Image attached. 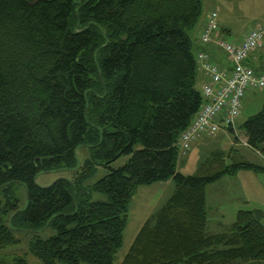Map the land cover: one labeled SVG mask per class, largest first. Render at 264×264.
Returning <instances> with one entry per match:
<instances>
[{
	"label": "trees",
	"instance_id": "16d2710c",
	"mask_svg": "<svg viewBox=\"0 0 264 264\" xmlns=\"http://www.w3.org/2000/svg\"><path fill=\"white\" fill-rule=\"evenodd\" d=\"M201 15L202 0H0V250L19 243L15 229L51 220L56 234L30 244L42 264H114L137 189L172 181L173 195L121 264L264 262L261 211H239L229 230L209 234L206 207L209 185L264 168L236 155L228 165L218 152L195 176L178 171L177 144L203 103L190 37ZM242 130L263 154L264 107ZM123 156L129 162L113 170ZM99 166L109 174L88 186ZM59 170L69 175L51 188L35 184ZM13 185L28 190L24 211Z\"/></svg>",
	"mask_w": 264,
	"mask_h": 264
},
{
	"label": "rangeland",
	"instance_id": "374dc122",
	"mask_svg": "<svg viewBox=\"0 0 264 264\" xmlns=\"http://www.w3.org/2000/svg\"><path fill=\"white\" fill-rule=\"evenodd\" d=\"M218 2L219 0H203V5H209L210 3L212 8L217 7ZM226 5L234 7V14L230 13L231 10L229 8L226 12L228 13V17L232 19L231 23L235 32H239L243 28H246L243 33L256 27L264 28V0H248L240 3L232 2L226 3ZM243 33H241V37ZM232 35L233 37L236 36L235 34ZM233 39L235 38L228 39V41L237 42L239 40ZM255 66L260 67L259 62L255 63ZM243 104L244 107L247 108L245 117L257 113L264 104V89L261 91L249 89L248 96L243 100ZM246 120L247 119H241V121L239 120L236 124V135L240 138V142H238L237 148H235L237 151L236 154L229 157V153L225 151L229 148L231 142H234V137L231 139L226 135L227 137L222 139L219 134L215 137H206L202 140L206 142L204 145L205 147H201L199 150L195 151L194 154H192L193 156L186 155V157L184 155L185 158L180 157L181 160L178 167L180 173L184 176L197 175L199 171H196V168L201 164L204 165L211 158L210 156L213 155L212 152L216 150L225 151L226 155L224 156H226L225 160L228 165L233 163L232 158L236 155V158L240 161L264 168V153L261 154L256 152L244 144L245 134L242 130V124L246 122ZM136 149H140V146ZM221 153L224 152L221 151ZM80 157L82 160L88 159V151L81 152ZM129 159V156H123L113 162L110 167L113 170H117L125 166L129 162ZM109 172V169L99 166L96 175L87 182V185L92 186L96 184L107 176ZM241 173L242 175L238 176V179L231 185L221 186L217 194V197L219 196V200L221 201L219 207L216 202H210V211H208L209 234H220L229 230L232 227L231 225L235 223L239 211L258 210L264 215V173H256L253 171H241ZM68 175L69 173L67 172L42 174L38 177L36 185L40 188H47L59 178L67 177ZM174 191L175 186L173 183L170 185L158 183L150 186H142L137 189L128 208V223L124 231L123 246L116 254L114 264H121L123 262L141 228L150 218L159 212L173 195ZM11 192L19 199V206L23 208L26 202L24 187L13 185ZM92 201L107 202L108 198L105 195L93 194ZM55 234L56 232L52 229H48L45 233L39 235L24 231H15L14 236L19 243L15 246H9L0 250V264H12L17 259H25L27 264H42V262L32 254L30 244L36 240V238L48 239ZM244 264H264V262H248Z\"/></svg>",
	"mask_w": 264,
	"mask_h": 264
},
{
	"label": "built area",
	"instance_id": "2783aa9c",
	"mask_svg": "<svg viewBox=\"0 0 264 264\" xmlns=\"http://www.w3.org/2000/svg\"><path fill=\"white\" fill-rule=\"evenodd\" d=\"M218 30V15L211 13L200 40L204 45L214 44L221 49L229 65L219 67L207 51L196 55L197 70L203 72L209 82L202 88L203 103L198 114L180 136L177 148L181 155L190 151L200 136L214 137L230 128L236 131V120L248 90L264 89V70L258 71L251 64L254 54L264 53V28L250 30L238 45L217 38ZM244 144L247 145L245 140Z\"/></svg>",
	"mask_w": 264,
	"mask_h": 264
},
{
	"label": "crops",
	"instance_id": "0c3cea01",
	"mask_svg": "<svg viewBox=\"0 0 264 264\" xmlns=\"http://www.w3.org/2000/svg\"><path fill=\"white\" fill-rule=\"evenodd\" d=\"M245 1H248V0H242V1H228V0H219V2L217 3V7H212L211 8V4L209 3V5H203V0H202V15L197 23V25L190 31V37L194 43V48H195V57L196 55L201 52V51H207L210 55H211V59L212 61L217 64L219 67L221 68H226L228 67L229 65V61L225 55V53L219 49L218 47H216L214 44H209V45H204L202 44L200 38H201V35L202 33L204 32V29L206 27V24H207V21H208V17L211 13H217L218 15V21H219V30L218 32L216 33V37L219 38V39H231V38H235L233 40H236V39H239L237 42L235 41H232L230 43H233V44H240L243 39L245 38V36L247 35L248 32H245L243 33V31L246 29V28H243L241 29L239 32H235L233 30V27H232V23H231V20L229 17H228V13L226 12L227 10H231L230 13L234 14V7L232 6H228L226 5V3H232V2H245ZM251 1V0H250ZM225 6V7H224ZM206 9H205V8ZM229 8V9H228ZM258 28V27H256ZM255 29V28H253ZM241 33H243L242 37L240 36ZM232 34H235L236 36L233 37ZM240 36V37H239ZM231 37V38H230ZM229 42V41H228ZM259 62V65H263L264 66V53L262 52H257L256 54H254L252 56V59H251V64L253 65V67H256L255 66V63ZM209 82V78L201 71L198 70V73H197V84H196V87L197 89L202 92V88L205 84H207ZM199 86V88H198ZM248 96V92L245 96V98ZM244 98V99H245ZM243 99V100H244ZM264 107V104L262 105L261 109L255 113V114H250V116H246L245 117V112H246V107H244V104L242 102V108H241V113H240V116L238 117V119L236 120V124L237 122L241 119H249L255 115H257L258 113H260L262 111ZM243 110V111H242ZM244 117V118H243ZM246 120V121H247ZM243 121V120H242ZM245 121V120H244ZM245 123V122H244ZM243 123V124H244ZM236 124H235V129H236ZM242 124V126H243ZM241 126V125H240ZM220 135V137L222 139H225V137L229 136L231 139L232 137H234L230 131L227 130H223L221 131L220 133H218ZM227 135V136H226ZM209 136H200L198 137V139L194 142V145L192 146L193 148H191L190 151H188L186 154H184L185 156H189V155H192L194 154L195 151L199 150L201 147H205V141H202L204 138H206ZM215 137V136H214ZM235 138V137H234ZM246 141V139H245ZM232 148H237V144L235 142V139H234V142L232 141L229 148L227 150H225L227 153L230 152V150ZM223 151L225 153L224 150H216L214 152H212V154H215V153H218V152H221ZM211 154V155H212ZM184 155H181V153L179 152V162H178V167H179V163H180V160L181 158L184 157ZM186 156V157H187ZM193 156V155H192ZM191 156V157H192ZM181 157V158H180ZM211 157V156H210ZM185 158V157H184ZM183 161V160H182ZM203 164L199 165L197 168H196V171L198 170L199 171V167H201ZM179 171V170H178ZM180 172V171H179ZM192 175H195V174H192ZM242 173L239 172L237 173L235 176L233 177H224L222 178L221 180H219L218 182L212 184V185H209L206 189V207H207V211H210V202H216V204H218V207L221 203V201L219 200V196L217 197V194L218 192L220 191V188L221 186L223 185H231L233 182H235V180L238 179V176H241ZM171 183H173L172 181H168V182H163L161 184H166V185H170ZM174 184V183H173ZM234 224V223H233ZM232 224V225H233ZM231 225V226H232ZM208 228H209V214H208ZM211 234V233H210ZM215 234V233H214ZM217 234V233H216ZM221 234V233H220Z\"/></svg>",
	"mask_w": 264,
	"mask_h": 264
},
{
	"label": "water",
	"instance_id": "95a60500",
	"mask_svg": "<svg viewBox=\"0 0 264 264\" xmlns=\"http://www.w3.org/2000/svg\"><path fill=\"white\" fill-rule=\"evenodd\" d=\"M75 1V0H74ZM78 8L76 9V13H78ZM109 44V39L107 38L106 39V44H105V46H107ZM104 46V47H105ZM98 70H99V76H100V79L102 78L101 77V71H100V68L98 67ZM88 109H89V104H88V102H87V108H86V114H85V118H87V113H88ZM97 129L98 130H101L99 127H97ZM101 140H102V134H101ZM79 149L80 148H78L76 151H75V158H76V162H77V166H76V168L75 169H73L72 171H75V170H77V169H79L80 168V166H81V161H80V159L78 158V151H79ZM54 172H66V170H59V171H54ZM49 173H53V172H49ZM42 174H47V173H44V172H42V173H39L36 177H35V184H37L36 183V181H37V179H38V177L40 176V175H42ZM62 178H59L58 180H61ZM58 180H56L51 186H49V187H47V188H51ZM6 186V185H5ZM4 186V187H5ZM23 186V185H22ZM24 188H25V192H26V203H25V206L22 208V209H20V211H24V210H26L27 208H28V205H29V201H30V199H29V193H28V190H27V188L25 187V186H23ZM73 201H74V203H75V201H76V190L74 191V197H73ZM78 212V207H76V211H75V213H77ZM13 217L14 216H12L11 217V219H10V225H11V223H12V220H13ZM50 222H51V220L48 222V224L46 225V227H44L43 229H40V230H36V231H33V230H30V231H28V230H22V231H24V232H29V233H33V234H42L45 230H47L48 229V227H49V225H50ZM16 231H20V230H18V229H15Z\"/></svg>",
	"mask_w": 264,
	"mask_h": 264
}]
</instances>
